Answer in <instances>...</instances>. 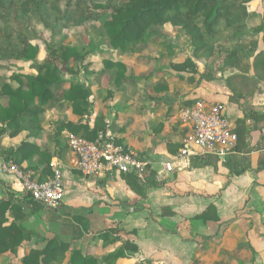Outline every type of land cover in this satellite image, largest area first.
Returning <instances> with one entry per match:
<instances>
[{
  "label": "trees",
  "instance_id": "1",
  "mask_svg": "<svg viewBox=\"0 0 264 264\" xmlns=\"http://www.w3.org/2000/svg\"><path fill=\"white\" fill-rule=\"evenodd\" d=\"M252 1L0 0V61L28 62L35 71L34 74L12 73L9 81L0 76V140L5 135L14 137L21 132H26L29 139L38 138L46 122L44 111L48 108L70 109L78 117L90 115V86L72 81L64 86L62 71L76 75L82 70L85 74L96 77L108 73L112 75L111 85L117 91L122 90L128 79L125 75L127 67L118 60L103 59V69L99 72L88 69L90 62L84 64L85 58L98 45L93 42L80 46L63 37L56 47L49 48L42 62H37L35 59L39 45L34 42L37 36L29 26L30 17L36 18L54 36L60 35L63 29L83 26L87 22H99L95 26L99 41H106L123 52L142 50L150 44L160 47L165 56L171 54V45L165 40H153L159 36L167 38L153 27L169 24L185 34L196 59H209L215 53L219 54V71L230 72L225 78L226 86L231 91L230 99L238 102L244 95L256 92L257 80L264 79V47L258 48L259 40L264 46V9L259 22L250 25L248 5ZM219 41L229 46L218 52L216 45ZM169 66L176 71L191 72L193 75L188 78L189 82H193L194 74L199 72L197 64L191 58L170 63ZM250 70L253 75H249ZM150 75L143 74L140 79ZM166 86L164 82L154 84V88L158 90L166 89ZM112 93L110 90L106 91L107 96H112ZM192 102L187 101L182 106L191 105ZM245 118L261 120L264 119V112L250 110L237 121L234 128L237 142L226 157L232 151H240L243 146L248 145L245 133L249 129L244 124ZM47 124L48 144L21 141L14 147L0 148V158L10 160L20 168L23 162H27L24 170L33 171L34 178L35 173L38 174L36 179L41 181L52 174L49 165L51 158H63L66 152V145L60 146L64 130L93 140L106 125L102 114L94 117L91 126L81 119L76 122L53 120ZM118 142L122 141L118 138ZM52 145L54 148L50 147ZM204 158L192 159L202 161ZM145 172L120 175L132 191L141 195L143 186L153 176L152 173ZM41 210H44L43 205L25 192L7 190L5 196L0 198V255L17 253L18 248L33 237L40 238L41 241L21 256L20 264H116L119 258H128L138 249L133 242L121 238L117 227H106L96 231L93 238L106 241V244L119 245L101 256L84 253L74 241L92 231L89 219L80 213L60 220V233L68 235L69 241H64L57 235L49 238L41 236L35 228L27 225L29 217ZM49 212L50 221L59 219L57 211ZM163 214L169 213L163 210ZM193 218L205 223L215 222L218 216L215 207L209 205Z\"/></svg>",
  "mask_w": 264,
  "mask_h": 264
},
{
  "label": "crops",
  "instance_id": "2",
  "mask_svg": "<svg viewBox=\"0 0 264 264\" xmlns=\"http://www.w3.org/2000/svg\"><path fill=\"white\" fill-rule=\"evenodd\" d=\"M250 4L253 7L249 11L256 19L253 24H257L263 7L259 6L258 0ZM151 47L156 48L159 54H150L152 58L147 61H140L137 57L144 56L146 52L136 54L111 50L114 52L112 56L100 53L90 57L93 72L103 69L105 58L122 60L128 77L122 90L117 91L111 85L112 75L108 73L99 77L89 76L92 93L90 115L78 117L70 109H65L59 112L63 113L60 117L54 115L50 119L72 122L81 119L91 126L94 117L102 114L104 123L110 121V128L119 139L148 161L145 173H152L153 176L143 186L142 194L132 191L120 173L95 178L65 168L62 173L65 196L57 210L59 219L52 222L50 210H41L29 217L27 225L35 228L41 236L49 238L57 235L69 241L68 235L60 233V220L69 219L73 214H83L89 219L92 232L74 241L75 245L83 247V240L89 239L91 243H96V247H105V250L109 247L108 253L113 251L111 245L116 243L106 244V241L93 238L98 231L92 229L93 219L108 220L113 213L116 217L118 211H114V204H121V217L111 227H117L121 238L128 239L138 248L128 258H120L130 260V264H264V119L255 121L245 118L244 124L249 129L245 133L248 145L240 151H232L225 156L224 162L211 156L202 161L192 159L194 157H180V139L184 129L176 121L179 108L185 102H194L200 97L212 102L222 101L235 125L250 110L264 112V79L257 80L256 92L246 94L235 102L230 99L231 91L225 83L229 71H224L228 74L223 77L221 91L215 94L216 88L196 84L198 76L194 82H189L188 78L193 75L191 72L172 69L169 66L172 51L165 56L160 47ZM263 47L259 40L258 48ZM143 74L151 75L140 79ZM249 75H253L252 70ZM158 82H164L166 89L154 88ZM107 90L113 95L107 96ZM184 99L187 101L182 102ZM48 122L46 120L44 126L49 132ZM25 136L26 132H21L14 140L20 138V142L39 144V137L26 139ZM61 145H66L64 138L60 141ZM50 147L54 148L53 145ZM68 156L67 148L60 159L66 161ZM26 163L23 162L22 167ZM166 164L170 165V169L166 168ZM19 184L12 174L0 169V198L7 190L21 191ZM95 203H98V208H93ZM209 205L215 207L218 216L215 222L204 223L193 218ZM120 209L119 206L117 210ZM163 210L169 214H163ZM35 238L24 242L21 247H34L32 243L38 240ZM116 264L123 263L116 261Z\"/></svg>",
  "mask_w": 264,
  "mask_h": 264
},
{
  "label": "built area",
  "instance_id": "3",
  "mask_svg": "<svg viewBox=\"0 0 264 264\" xmlns=\"http://www.w3.org/2000/svg\"><path fill=\"white\" fill-rule=\"evenodd\" d=\"M176 121L184 133L180 139V157H215L224 161L228 151L237 142L235 121L221 102L197 99L191 105L181 106ZM105 128L93 140L85 139L68 130L62 132L69 151L66 161L57 156L50 160L52 174L41 181L32 177V171L20 168L12 161H0V169L13 175L22 191L43 205L57 211L65 196L62 173L65 168L78 171L82 176L103 178L114 173L142 174L148 161L123 142L105 121ZM170 169V165L166 164Z\"/></svg>",
  "mask_w": 264,
  "mask_h": 264
},
{
  "label": "rangeland",
  "instance_id": "4",
  "mask_svg": "<svg viewBox=\"0 0 264 264\" xmlns=\"http://www.w3.org/2000/svg\"><path fill=\"white\" fill-rule=\"evenodd\" d=\"M258 4L259 6L264 9V1L263 0H258ZM253 7V4L248 5V10H251ZM256 21L255 17L250 16L249 19V24L252 25L254 22ZM99 24V22H87L85 23L83 26H79V27H74L72 29H63L60 35H52L49 31V29L45 28L41 23L38 22V20L34 17H30L29 19V26L34 30V32L36 33L37 39H35V43H37L39 45V51L38 54L36 56V61L37 62H42L43 59L45 58L46 54L49 51V48H54L57 46L58 42L64 37L67 38V40L73 44H79L81 45H85V43L87 42H93V43H98L97 48L93 49L92 52L85 58L84 64L86 62H90V65L88 66V69L90 71H92L91 68V64L92 62L90 61V57H92L96 54H100V53H105V54H109V56L114 55L112 53V51H119L120 53H136V54H142V52H146V54H144V56H140L137 55L138 60L140 61H147L148 58H152L151 56H149L150 54H154L157 52L156 48H152L151 45H147L145 47V49L142 50H138V49H133V50H127V51H121L118 48H113L111 45H109L106 41H99L98 37H97V33L95 30V26H97ZM153 28H155L157 31H159L160 33H162L163 35H166L167 38H163L161 36L159 37H154L153 40H158V41H163L165 40V42L169 45H171V51H172V55L169 58V63L173 62H181L186 58H191L193 60V62H195L197 64V68H198V73L194 74V78H196L198 76L197 81L195 80L196 84H207L209 87L211 88H216L215 89V94H219V92L221 91V85H223V77L226 76L228 73H224L219 71L220 68V64H221V58H219V54L215 53V55L209 59H196L195 57H193L192 55V50H189V45H188V41H187V37L185 36V34L180 31L178 28H174L169 26V24H163L161 26H154ZM48 46V47H47ZM229 45L225 44L222 41H219L218 44L216 45V51H223L225 48H227ZM48 48V49H47ZM192 49V48H191ZM112 50V51H111ZM159 54V52H157ZM136 54H134L136 56ZM114 57V56H113ZM95 59V58H94ZM116 60V59H115ZM120 61H122L121 59H119ZM139 62V61H138ZM141 63V62H140ZM0 64L2 65V68H0V76L4 77L6 79V81L10 80V75L12 73H27V74H34L35 71L34 69L30 66V63L28 62H23V61H0ZM140 67V65H139ZM169 67V66H167ZM142 68V67H141ZM144 70H145V66H143ZM142 70V71H144ZM145 73V72H144ZM220 74V75H219ZM89 76L93 77V75H87L85 74L82 70H80V72L76 75L74 74H68L65 71L61 72V77L64 79L65 81V85L67 86L69 82H80L83 85L86 86H91L88 82L89 80ZM194 82V81H193ZM208 82V83H207ZM251 85V82L249 83ZM213 85V87H212ZM214 90V89H213ZM205 97V96H204ZM203 97H200L198 99H201ZM189 99V98H187ZM208 98H205L204 100H207ZM92 100H95L94 97H92ZM187 101L186 99L182 100V102ZM222 103V101H219ZM65 109H45L44 111V116L45 119L48 121H51V117H53L54 115L56 116H61L63 113H59V112H64ZM47 127H43V130L41 132V135L38 139L39 144H48L49 140L46 136L47 133ZM17 136V135H16ZM14 136V137H16ZM14 137H10L8 135H5L3 138H1L0 140V148L2 149H6V148H10V147H14L15 143H19L20 142V138L14 140ZM26 139L27 136H25ZM24 138V137H23ZM14 140V141H13ZM22 140V139H21ZM19 141V142H18ZM214 159H216L217 161H219L217 158L213 157ZM34 161V159H33ZM27 165V163H26ZM115 175H117L116 173H114ZM113 174V175H114ZM20 185V184H19ZM21 187V186H20ZM21 191H22V187H21ZM120 206V210H117L118 207ZM121 204H114V211H118L116 217L115 214H111V218H109L108 220H106L104 218V220H99L98 218L93 219L94 222L92 223V229L93 230H99L102 229L103 227H111L113 224H116V222L118 223V218L121 217L119 215V212H123V208L121 207ZM117 207V209H115ZM93 208H98V203L93 204ZM45 210V209H44ZM99 215V213L97 214ZM36 219L34 220L35 222L38 221V218L35 217ZM120 222V221H119ZM128 226H126L127 228ZM37 238V237H36ZM35 238V239H36ZM41 241L40 238H38L37 241L34 240V242L32 243L33 246H36L39 242ZM83 247H80L81 250L84 253H88L91 255H95V256H101L103 254H107V251H109V247H106L107 249L105 250V247H96L95 246V242L91 243V241H89V239H84L83 242L81 243ZM119 244H113L111 245L113 250L118 246ZM31 247H19L17 250V253L15 254H11V253H5V254H1L0 255V264H20V258L21 256ZM111 248V247H110ZM109 253V252H108ZM120 263L123 264H130V260H121L119 258Z\"/></svg>",
  "mask_w": 264,
  "mask_h": 264
}]
</instances>
